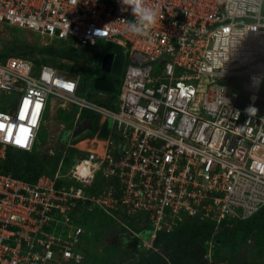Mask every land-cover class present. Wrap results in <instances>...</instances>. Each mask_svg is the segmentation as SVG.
Instances as JSON below:
<instances>
[{"label": "built area", "instance_id": "1", "mask_svg": "<svg viewBox=\"0 0 264 264\" xmlns=\"http://www.w3.org/2000/svg\"><path fill=\"white\" fill-rule=\"evenodd\" d=\"M145 4L157 12L147 36L129 30L136 17L119 0H0V29L114 43L124 56L120 74L108 75L118 91L86 87L89 97L79 95L81 73L23 56L0 61V160L8 147L33 150L49 96L78 108L73 126L83 109L112 122L101 155L69 142L52 174L0 172V264L82 262L80 221L95 208L150 226V246L159 231L209 220L211 263L223 222L264 206V0Z\"/></svg>", "mask_w": 264, "mask_h": 264}, {"label": "trees", "instance_id": "2", "mask_svg": "<svg viewBox=\"0 0 264 264\" xmlns=\"http://www.w3.org/2000/svg\"><path fill=\"white\" fill-rule=\"evenodd\" d=\"M11 48H20L17 56H23L31 59L35 66L41 64H50L61 70L66 75H72L75 73H81L82 75V88L90 87L89 79L93 78L97 74L92 72V63L95 61H102V51L96 49H89L90 47L82 46L70 41L64 40H51L49 44H41L37 42H26L19 38L16 42L9 45ZM8 46V47H9ZM7 48V47H5ZM122 53L121 50L117 51ZM0 53V61H4L7 57H2ZM12 57V56H10ZM83 61L73 73H66L67 65L63 64V59ZM74 66V65H73ZM90 79V80H91ZM93 82V80H91ZM261 94L264 95V79L262 83ZM89 96H93V93H89ZM104 105L106 101H99ZM107 105V104H106ZM83 118H89L92 124V129L86 132L85 137H94L98 134L101 137H107L110 131L109 119H107L101 126H99L100 117L93 112L86 111L81 113ZM70 125V128H72ZM84 136H79L73 139V143L83 139ZM74 151V149H72ZM62 148L59 149L54 155L38 156L30 151L16 150L12 147H8L6 150V158L0 160V172L12 173L14 176L28 180L35 181L40 174L49 171L52 165H56ZM96 191V188H93ZM94 210H99L95 208ZM135 222L134 220H132ZM228 223V225H227ZM84 227V226H83ZM149 232H146L144 237L150 236L151 227ZM213 222L204 218L196 217L186 220L183 224L178 226L174 231L166 232L159 231L154 240L153 244L158 247V254L152 259L147 260L145 264H208L209 260L206 257L208 253V244L205 242L210 239L214 233ZM85 229V228H84ZM264 229V207L261 208L257 213L252 215L246 220H233L228 222L225 220L223 226L214 234V247L212 256L215 260L226 258L224 256V250L230 249V251L236 250V246L247 241L249 238H253V234L259 230ZM140 233H143L142 229H139ZM148 234V235H147ZM89 235L86 232L82 237L83 249L85 250V256L82 262L78 264H91L89 261L88 241ZM239 237V238H238ZM260 239L264 240V235H259ZM67 264H74L69 262ZM106 264H116V262L110 261Z\"/></svg>", "mask_w": 264, "mask_h": 264}, {"label": "rangeland", "instance_id": "3", "mask_svg": "<svg viewBox=\"0 0 264 264\" xmlns=\"http://www.w3.org/2000/svg\"><path fill=\"white\" fill-rule=\"evenodd\" d=\"M19 38L26 42H39L41 44H49L51 40L45 38V36L33 32L28 29L14 28V27H2L0 29V53L3 54L2 57L17 56L20 48H11V44L16 42ZM9 46V47H8ZM7 47V48H5ZM98 50L102 54L114 50L119 51L120 48L114 43H99ZM89 49H96L95 47H90ZM83 61H69L68 59H63V64L67 65L66 73L76 72ZM92 72L97 75L102 74L101 61H93ZM156 62V64H158ZM127 60H125V65ZM74 65V66H73ZM76 69V71H74ZM110 75L111 73H107ZM96 75V76H97ZM96 76H93L91 80H94ZM117 77H122L118 75ZM89 79V85L93 90V82ZM89 93L85 89L80 88L79 95L84 97H89ZM93 96L96 93L93 92ZM49 105L47 107L46 113L44 114L43 122L41 124L40 130L38 131L35 147L30 153H35L38 156L52 155L56 153L59 149L63 148L66 141H63V134L72 125L73 120L77 114L78 108L72 106L71 104H64L55 100L53 102V96H49ZM94 99V98H93ZM259 105L261 109H264V97L259 99ZM107 101V107L112 108L110 101ZM52 102V105H51ZM87 110L83 109L82 112ZM109 128L111 126V119H109ZM101 128L102 124L99 123ZM102 129V128H101ZM86 133L82 134L83 139H101V137L96 134L94 137H85ZM73 143V141H70ZM69 143V142H67ZM79 144V142H76ZM76 144L78 148H82L80 145ZM19 150V149H16ZM54 165H52L49 173L52 174L54 171ZM93 191V190H92ZM99 210H93L82 217L80 223L86 229L89 235L88 241V251H89V261L91 264H106L107 262L113 261L116 264H145L147 260L152 259L160 251L158 247L150 246L149 237H144L146 232H149V227L142 224L141 221L133 222L131 218H128L125 214L120 211L107 210L104 211L100 208ZM139 229L144 231L140 233ZM143 234V235H142ZM264 235V229L259 230L253 234V238H249L247 241L236 246V250L230 251V249L224 250V260H215L212 256L211 263L209 264H264V240L260 239L259 235ZM142 235L143 237H140ZM148 235V234H147ZM150 235V233H149ZM239 238V237H238ZM145 240V241H144ZM161 252V251H160Z\"/></svg>", "mask_w": 264, "mask_h": 264}, {"label": "water", "instance_id": "4", "mask_svg": "<svg viewBox=\"0 0 264 264\" xmlns=\"http://www.w3.org/2000/svg\"><path fill=\"white\" fill-rule=\"evenodd\" d=\"M124 56L119 53L106 52L103 55L101 61L102 72L112 74H120L123 66ZM119 79L116 77H110L107 75H97L94 79V88L107 91L110 93H116L118 91ZM92 124L89 118L82 119L73 129L67 130L65 133L68 135V141L75 139L82 134L90 131Z\"/></svg>", "mask_w": 264, "mask_h": 264}, {"label": "clouds", "instance_id": "5", "mask_svg": "<svg viewBox=\"0 0 264 264\" xmlns=\"http://www.w3.org/2000/svg\"><path fill=\"white\" fill-rule=\"evenodd\" d=\"M119 2L122 4V6H126V8L122 7V11H126V10L130 9L131 14L136 17L135 21L130 23L129 30L135 34L147 36L149 29L157 23V12H156V10L151 8V7H148L145 4V0H119ZM119 54H122V53H119ZM103 75H106V73ZM93 88H94V81H93ZM97 90H99V89H97ZM85 110H87V109H85ZM88 111H90V110H88ZM90 112H92V111H90ZM81 113H82V111H81ZM82 119H84V118L82 117V115H80V120L78 121V123ZM99 123H100V119H99ZM73 125H74V120H73ZM74 127L75 126H72V128H70V129H73ZM70 129H68V130H70ZM88 138H91V137H88ZM72 140L73 139H70L69 141H66V143L70 142ZM78 142H80V140ZM151 233H150L149 239L151 237ZM140 237H143V236L140 235ZM152 246H153V243H152Z\"/></svg>", "mask_w": 264, "mask_h": 264}, {"label": "bare ground", "instance_id": "6", "mask_svg": "<svg viewBox=\"0 0 264 264\" xmlns=\"http://www.w3.org/2000/svg\"><path fill=\"white\" fill-rule=\"evenodd\" d=\"M101 144L102 142L100 140L93 138V139H84L81 142H79L78 145H80L83 149H88L101 155L103 152Z\"/></svg>", "mask_w": 264, "mask_h": 264}, {"label": "flooded vegetation", "instance_id": "7", "mask_svg": "<svg viewBox=\"0 0 264 264\" xmlns=\"http://www.w3.org/2000/svg\"><path fill=\"white\" fill-rule=\"evenodd\" d=\"M107 52H114V53H119V52H116V51H114V50H110V51H107ZM106 53V52H105ZM106 75H108L107 73H106ZM63 138V141H68V135L64 132V134H63V136H62Z\"/></svg>", "mask_w": 264, "mask_h": 264}, {"label": "snow or ice", "instance_id": "8", "mask_svg": "<svg viewBox=\"0 0 264 264\" xmlns=\"http://www.w3.org/2000/svg\"><path fill=\"white\" fill-rule=\"evenodd\" d=\"M66 87H70V85H66ZM0 127H2V125H0Z\"/></svg>", "mask_w": 264, "mask_h": 264}, {"label": "crops", "instance_id": "9", "mask_svg": "<svg viewBox=\"0 0 264 264\" xmlns=\"http://www.w3.org/2000/svg\"><path fill=\"white\" fill-rule=\"evenodd\" d=\"M54 102V101H53Z\"/></svg>", "mask_w": 264, "mask_h": 264}]
</instances>
